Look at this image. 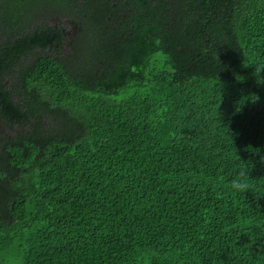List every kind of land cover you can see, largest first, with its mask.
<instances>
[{
	"label": "trees",
	"instance_id": "trees-1",
	"mask_svg": "<svg viewBox=\"0 0 264 264\" xmlns=\"http://www.w3.org/2000/svg\"><path fill=\"white\" fill-rule=\"evenodd\" d=\"M0 264H264V0H0Z\"/></svg>",
	"mask_w": 264,
	"mask_h": 264
},
{
	"label": "clouds",
	"instance_id": "clouds-1",
	"mask_svg": "<svg viewBox=\"0 0 264 264\" xmlns=\"http://www.w3.org/2000/svg\"><path fill=\"white\" fill-rule=\"evenodd\" d=\"M247 172L246 169L242 168L238 171L236 177L231 181V186L236 191H244L248 185L246 183Z\"/></svg>",
	"mask_w": 264,
	"mask_h": 264
},
{
	"label": "rangeland",
	"instance_id": "rangeland-1",
	"mask_svg": "<svg viewBox=\"0 0 264 264\" xmlns=\"http://www.w3.org/2000/svg\"><path fill=\"white\" fill-rule=\"evenodd\" d=\"M53 24H60V23H62V19H57V20H55V19H53L52 21H51ZM70 32L71 33H74V30H73V28H70ZM68 48V47H67Z\"/></svg>",
	"mask_w": 264,
	"mask_h": 264
}]
</instances>
